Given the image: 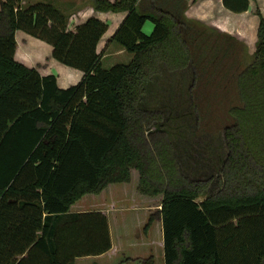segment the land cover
<instances>
[{
  "label": "trees",
  "instance_id": "1",
  "mask_svg": "<svg viewBox=\"0 0 264 264\" xmlns=\"http://www.w3.org/2000/svg\"><path fill=\"white\" fill-rule=\"evenodd\" d=\"M89 1L127 14L111 41L129 64L103 68L109 26L98 18L71 30L52 4L0 1V264L107 255L108 216L72 207L131 184L134 172L146 208L161 197L143 231L162 220L165 264H264V17L255 59L237 74L241 105L221 133L205 128L202 91L233 53L232 38L195 28L186 0ZM223 4L250 9V0ZM19 31L52 45L51 57L82 81L61 88L57 75L19 62ZM113 255L105 260L157 264L155 255Z\"/></svg>",
  "mask_w": 264,
  "mask_h": 264
},
{
  "label": "rangeland",
  "instance_id": "2",
  "mask_svg": "<svg viewBox=\"0 0 264 264\" xmlns=\"http://www.w3.org/2000/svg\"><path fill=\"white\" fill-rule=\"evenodd\" d=\"M41 2L52 4L51 2L46 0H43ZM186 2L187 10L185 12V16L188 22H190L195 28L202 30L206 34L213 35L219 33V35H229L232 38V45H234L233 53L230 55V57L224 59L223 66H221L222 68L220 72L217 71L212 79L211 84L204 87L202 91L205 99L204 101L209 103V105H206V111L203 113L205 128L216 132L220 131L222 133V129L225 126L230 125L235 121L234 117L231 114V108L241 105L237 91V74L238 72L249 66L255 59V52L258 45L260 16L264 17V9L261 11L259 7H254L250 9L248 13L232 15L218 3V0H186ZM89 4L91 5V2ZM56 8H58L67 17V14L63 9H61L60 7ZM68 23V29H70L71 27L73 28V30H75L78 26V24L76 25V22L70 23L68 21ZM153 28L154 23L151 20H148L145 24L144 31L147 33V29H149L148 34H150L152 33ZM44 42L46 48H40L38 51L33 48V54L27 51V58L30 59L32 65H34L43 74H60V77L63 79L65 78V72L67 74V80L68 78L70 79L72 77L74 79H77V81L79 82L82 81V72L71 69L65 65L60 64L59 62H57L56 64L62 65V67H47L46 57L49 56V52L51 53L52 45H50L46 41ZM48 47L50 49H48ZM40 51H43V58L42 56L37 55V53H39ZM110 53V57L102 59V66L105 69H110L114 65L118 64H129L130 60L132 59V55L128 52L124 53V55L113 54L112 52ZM101 54L102 57H104V52H102ZM68 74L71 76L68 77ZM67 83H64L61 80L62 87H69L73 84H78L76 82ZM133 178L134 179L131 184L124 186L111 185L105 190L104 194L100 196L88 195L85 197V199L82 200H85L87 202V207H94L96 202L95 200L102 199L103 196H107L110 198V194L115 191L116 193H120L121 197H124L123 193H125L126 196L124 197V200L126 201L127 199L125 198L128 197L127 191H129L132 199L137 198L138 202L136 209L139 210L133 214L130 222L129 220H127V223L129 224V234L131 235V237L136 239V241H138L141 246H135L133 248L127 246V251H125L126 249H124V252H126L129 256L132 255L148 257L150 255H154L152 251H155V256L157 258L158 264H164L162 247L158 245L149 247L148 245L141 243L143 241H139L141 239L138 237L144 236L147 238L150 232L146 234L143 231L144 226L147 224L148 217H144V215L146 214V206L143 204V197L139 195V192L136 189L138 183L137 172L133 173ZM156 200L157 203L160 202L161 197L157 198ZM81 202L83 201H80L78 204H82ZM90 209L93 210L96 208ZM73 210L78 211V208H75ZM86 210L90 211L89 208H86ZM147 212L150 213L153 211Z\"/></svg>",
  "mask_w": 264,
  "mask_h": 264
},
{
  "label": "crops",
  "instance_id": "3",
  "mask_svg": "<svg viewBox=\"0 0 264 264\" xmlns=\"http://www.w3.org/2000/svg\"><path fill=\"white\" fill-rule=\"evenodd\" d=\"M41 1H43V0H22V6L27 7L29 5H34V4L41 2ZM46 1L51 2L53 6L60 7L61 9H63L67 14V18H68L67 20L70 23L76 22V25L77 24L79 25V24L87 21L92 16H94L96 18L99 17L98 18L99 20H101V21H103L109 25L108 32L104 35L102 41L100 42V44L98 46L99 53L104 52L103 59L106 57H110L109 56L111 54L110 52H112L113 54H119V55H124V53L127 52L124 48L119 46L117 43H114L111 41L112 37L115 35V33L117 32V30L119 29V27L121 26L123 21L125 20V18L127 16L126 13L97 12L94 10L92 5L89 4L90 3L89 0H46ZM111 1H115V0H111ZM218 3L224 9H226L224 7L223 0H218ZM254 7H259L260 10L262 11L264 9V0H250V9H252ZM226 10H227V12L231 13L232 15L240 14V13L232 12L228 9H226ZM249 10L246 12H243V13H248ZM70 29L73 30V28H71V27H70ZM147 33H149V29H147ZM16 38H17L16 59L28 67L36 68L34 65H32V63L30 62V59L27 58L26 53L29 52V53L33 54V52H34V50H32L33 48L36 51H38L40 48H46L45 42L42 40H39L38 38L32 37L29 34L22 32V31L17 32ZM48 49H50V48L48 47ZM52 52H53V47H52L51 53L49 52V56L46 57L47 67L48 68L52 67V66H54L53 68L62 67V65L56 64L57 62L51 57ZM20 53H22V54H20ZM37 55H40L43 58V51H40L39 53H37ZM132 58H133V56H132ZM39 59H41V58H39ZM131 60H130V62H131ZM38 63H40V62H38ZM76 71H78V70H76ZM40 73H41V71H40ZM41 74L43 76H47V75H51L54 73H48V74L41 73ZM64 74H65V78H63V79L60 77V74L57 75L59 86L61 88H68V87H62L61 86V80L64 83H67V82L78 83L79 82V81H77V79H74L72 77L70 79L68 78V80H67L66 79L67 74L65 72H64ZM82 74H83V72H82ZM69 76H71V75L68 74V77ZM83 76H84V74H83ZM73 85H75V84H73ZM104 193H105V191L102 194H104ZM127 194H128V197L125 198V199H127L126 201L124 200V197L126 196L125 193H123L124 197H121L120 193H116L115 191H113L112 194H110L111 195L110 198L107 196L106 197L103 196L102 199L95 200L96 202H95L94 207H90V206L87 207L86 206L87 202L85 200H81V201H83V202H81L82 204H78L79 203L78 202L77 203L78 206L76 204L75 206L72 207L73 212L87 211L86 208H89V210L92 211L90 208H96L93 210L94 211H100V212L106 214L109 218L110 232H111L112 244H113L112 250L107 255H105V256L103 255V256H100L97 258L79 259L78 264H93L94 262H97L98 264H113L112 262L105 260V257L109 255V257L111 259H113L114 253H115V255H117V254L123 252L125 248H128L127 246L132 247V248L135 246H141L138 243V241H136V239L131 237V235L129 234L130 231L128 229L129 224L127 223L128 222L127 220H129V222H130V219L133 216V214L139 210L136 209V206H137L136 199H134V201H130V198H129L130 193L127 192ZM156 205L158 206L157 203L152 204V205H148L146 208V214L144 215V217H148L151 213L160 209V206L157 207ZM75 208H78V211H74L73 209H75ZM147 211H153V212L149 213ZM138 238L141 239L139 241H143L141 243H144V244L148 245L149 247L158 245V246L162 247V249H163L164 234H163V222H162V220H157L155 222V224H154V226H153L152 230L150 231L147 238L144 236L138 237ZM144 241H146V242H144ZM152 252L155 255V251H152ZM135 257L136 258H141V257L144 258L146 256H144V257L143 256H135ZM163 262H164V259H163ZM127 264H140V262H127ZM157 264H158V261H157ZM164 264H165V262H164Z\"/></svg>",
  "mask_w": 264,
  "mask_h": 264
}]
</instances>
